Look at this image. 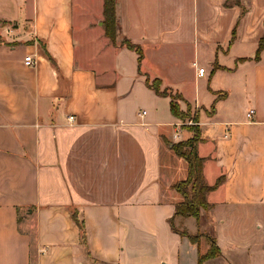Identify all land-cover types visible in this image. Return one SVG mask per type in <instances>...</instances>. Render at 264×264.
I'll use <instances>...</instances> for the list:
<instances>
[{
    "label": "crops",
    "instance_id": "crops-1",
    "mask_svg": "<svg viewBox=\"0 0 264 264\" xmlns=\"http://www.w3.org/2000/svg\"><path fill=\"white\" fill-rule=\"evenodd\" d=\"M228 1L117 0L139 64L106 37L104 0H0V264H198L209 242L170 224L177 165L188 175L172 144L192 135L148 77L199 113L206 183L223 180L176 227L254 215V235L211 228L221 256L204 264H264V0Z\"/></svg>",
    "mask_w": 264,
    "mask_h": 264
},
{
    "label": "trees",
    "instance_id": "trees-1",
    "mask_svg": "<svg viewBox=\"0 0 264 264\" xmlns=\"http://www.w3.org/2000/svg\"><path fill=\"white\" fill-rule=\"evenodd\" d=\"M240 0L228 1L226 6L240 5ZM246 10L243 9L241 16L245 14ZM6 24V22H2ZM104 30L106 37L115 47H126L129 50L135 51L139 58V64H141L144 53L139 45L133 44L128 38H123L121 42H118L120 24L117 15V0H104ZM234 35L236 32L234 31ZM3 39L0 36V43H3ZM264 50V34L259 42V47L255 59L261 58V53ZM146 84L149 88L153 89L158 95L171 98V113L179 120L186 121L191 119L195 121L196 125L187 127L193 132V136L185 141L172 144V150L178 157L183 158L188 163V175L187 178L181 180L173 185V189L182 196V201L176 204V211L174 216L170 219L172 229L190 240L192 244H200L199 236L190 234L188 231L180 230L176 227L175 220L177 218H194L199 221L201 212L203 210H210L212 205L207 200V195L218 189L222 184V178L214 185H208L204 176V163L205 158L201 157L198 153V145L201 142V131L199 126V113L192 111L193 108L187 103V111L181 110L180 102L184 101V98L174 93L169 89L162 90V83L159 79L151 80L149 77L146 79ZM83 231V228L81 226ZM209 241L210 248L206 253L199 254L198 264H204L206 261L215 259L221 256L220 248L217 241L211 235L205 236Z\"/></svg>",
    "mask_w": 264,
    "mask_h": 264
},
{
    "label": "rangeland",
    "instance_id": "rangeland-1",
    "mask_svg": "<svg viewBox=\"0 0 264 264\" xmlns=\"http://www.w3.org/2000/svg\"><path fill=\"white\" fill-rule=\"evenodd\" d=\"M204 63V62H202ZM205 64V63H204ZM206 65V64H205ZM204 80H201L200 84H199V88H200V92H201V100L204 104H207L206 101L204 100V95L205 97H209L211 94L210 92H208L206 89H205V84L203 83ZM194 88V85H190V94L192 93L193 94V91H195ZM163 90V88H162ZM181 107V105H180ZM248 108V107H246ZM182 110V109H181ZM207 110L210 111L211 108L208 106V107H202L201 108V114L203 116H206L207 115ZM246 111V109H242L241 112L243 111ZM183 111H187V108L186 110H183ZM193 111V110H192ZM194 112V111H193ZM250 112V111H249ZM182 121V120H181ZM182 127L184 129H187L191 135L193 136V132L190 131L187 127H190V126H194L196 125L195 121L191 119H188L186 121H182ZM180 130V128H179ZM181 132V130H180ZM177 155V154H176ZM175 156V154H174ZM183 163H185V167L187 166V162L184 160V159H181ZM175 173H174V178L177 179V181H180L181 180V176H182V168H179V165H177L176 169L174 170ZM185 179V178H184ZM182 178V180H184ZM176 181V182H177ZM174 195L175 197L177 198H181V195L180 194H177L176 192H174ZM211 202V201H210ZM216 214H212V212L210 213V218H209V222H207V225L204 223L205 225V228L206 230H208V232H210V235L212 237H214L216 239V236H215V233L213 232L214 230H219L220 227L222 226H226V229H229V228H232L234 229L235 231H240L241 229L242 230H245L248 232L249 235H254L255 233H260L256 227V217L254 215H251V214H244V213H238V212H230L228 209H224L222 213L221 210H216L215 211ZM221 215V217H220ZM236 217V218H234ZM221 219L225 221V224L221 223ZM177 225L179 227L180 230H185V231H188L190 234H194V235H197L199 236V241L200 243H202V245H204V250L206 251V245L207 243L209 242L207 240V238L205 236L209 235L207 233H202V230L201 231H197L195 228H192V223H189L188 221L182 219L181 221L179 220L177 222ZM210 226H213V227H210ZM210 227V228H209ZM204 229V226L202 227ZM211 228H213V231H211ZM217 241V239H216ZM203 253V252H201ZM260 259H262V256L260 255L259 257ZM263 261H264V254H263ZM213 264V263H212Z\"/></svg>",
    "mask_w": 264,
    "mask_h": 264
},
{
    "label": "built area",
    "instance_id": "built-area-1",
    "mask_svg": "<svg viewBox=\"0 0 264 264\" xmlns=\"http://www.w3.org/2000/svg\"><path fill=\"white\" fill-rule=\"evenodd\" d=\"M25 63L28 66H34L35 65V61H34L32 56L26 57ZM195 66L198 68L199 76H203L204 73H205V68L199 67L198 63H195ZM145 114H146V112L144 111V112L140 113V116L143 117ZM253 114H254V111L252 110V111L249 112L248 117L251 118L253 116ZM70 120L73 121L74 117H70ZM179 133H180V131L177 130L176 133H175V137H178Z\"/></svg>",
    "mask_w": 264,
    "mask_h": 264
}]
</instances>
